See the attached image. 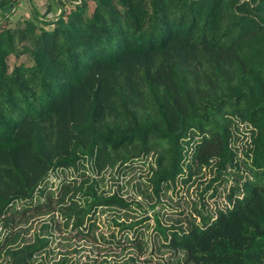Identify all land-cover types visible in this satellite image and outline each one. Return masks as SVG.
<instances>
[{"label": "trees", "instance_id": "1", "mask_svg": "<svg viewBox=\"0 0 264 264\" xmlns=\"http://www.w3.org/2000/svg\"><path fill=\"white\" fill-rule=\"evenodd\" d=\"M19 1L0 0V262L47 264L56 214L85 239L99 210L132 209L83 173L47 193L51 173L151 155L157 198L202 169L208 188L233 181L224 210L185 227L156 219L171 264H264V0H48L51 21L11 19ZM50 214L27 239L21 222ZM118 219L143 252L144 220Z\"/></svg>", "mask_w": 264, "mask_h": 264}, {"label": "rangeland", "instance_id": "2", "mask_svg": "<svg viewBox=\"0 0 264 264\" xmlns=\"http://www.w3.org/2000/svg\"><path fill=\"white\" fill-rule=\"evenodd\" d=\"M69 1L72 2V0ZM9 7L5 10L7 16L13 20L31 18L33 10L38 14V19L42 21L55 20L60 13V7L48 0H34L33 2L20 0L15 6ZM3 21L0 19V24ZM51 27L44 26L46 30ZM19 61L22 62L23 57ZM242 130L244 131V129ZM244 142L245 135L240 133L235 143L236 148L241 150ZM153 159L154 157L150 155L124 166L106 169L101 173L95 172L89 163H84V167L78 172L65 170L51 173L45 185L47 193H56L62 182L74 181L83 173L85 177L89 176L91 179L97 180L101 192L108 195L117 193L126 201H133L134 204L131 205V210L126 211L99 210L93 221L91 235L85 239L76 234L77 231L72 229L71 225L66 226L56 214L54 219L58 222V226L47 231L53 234L54 242L50 245L52 251L47 257L46 263L51 264L57 261L62 254L67 253L72 264H100L104 260L110 264H171L175 257L160 246L156 219L163 227H185L190 220L198 221L197 213L199 211L208 210L215 213L227 207L225 196L233 181L229 179L226 183H216L213 187L208 188L209 181L214 177V174L208 169L194 172L188 182H183L188 177L184 176L175 184L163 186L157 198L149 182L150 165L153 163ZM19 205L18 203L17 206L19 207ZM49 216L52 214L32 215L26 223L22 221L21 228L25 230V237L28 239L39 231L42 223L48 222ZM117 217H120L118 219L120 222L125 221V223L144 220L136 227L138 229L136 231L137 239H142L145 244L143 252L139 253L135 249L136 244L130 243L129 240L133 239V232H122L120 227L113 225L112 219ZM8 228L9 226L4 227L0 221V239ZM92 236L96 238L95 241ZM113 239L121 242L109 243ZM130 258L133 260H129ZM0 264L5 263L2 261Z\"/></svg>", "mask_w": 264, "mask_h": 264}]
</instances>
